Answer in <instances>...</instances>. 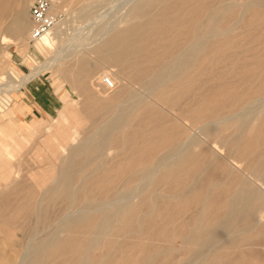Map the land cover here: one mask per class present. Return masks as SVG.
<instances>
[{
  "label": "bare ground",
  "instance_id": "obj_1",
  "mask_svg": "<svg viewBox=\"0 0 264 264\" xmlns=\"http://www.w3.org/2000/svg\"><path fill=\"white\" fill-rule=\"evenodd\" d=\"M14 1L0 0L2 45L7 44L11 32L24 36L30 28V24L22 18V13H15L10 22H5V19L7 24L3 23V19L10 15V7ZM158 2H165L158 12L164 17L166 24H160L152 18L148 22L134 25L130 23L122 29H116L113 25L105 27L95 36L101 42L97 50L104 52L105 60L120 66V72L127 80L122 89L120 87L118 92L115 91L108 98L98 91L99 95L95 94L92 88L98 76L95 77L86 68L87 64L83 63L85 61L75 62L79 64V68L74 76L68 78V73L65 75L72 82H76L78 76L81 78L90 75L89 85L86 83L83 86L87 94L81 98L80 106L87 112L84 119L92 120V128L86 130L82 138L77 137V142H71L68 125L59 124L55 131H50V137H58V145L61 144L63 149L55 144L48 147L51 156L43 158L38 167L27 175L31 182L24 179L23 175L18 176L20 169H15V165L19 164H15L13 159L6 160V156L13 158L15 153L4 150L6 143L0 138V172L4 173L5 181L14 179L10 186L0 192V223L8 226V236L19 229L28 233L27 241L19 242L20 244L15 238H10L7 242L5 240L9 250H0V264L12 259L11 262H15L17 257L20 261L18 259L15 264H48L51 261L52 264H264V236L261 238L264 233V131L261 129L264 125V49H261L260 57L251 60L250 57L255 54L253 52L249 57L251 61L247 63H240L235 58L239 63L236 65L244 69L245 75L240 77L239 73H234L235 76L229 82L235 87L239 84L246 86L242 93L236 89L229 91V87L227 92H223L229 94V100L232 98L238 104L240 102L238 110L235 108L234 112L219 114L214 110L212 96L211 100H200L198 107L210 105L213 110L200 113L198 109L201 108H196L194 114V109L190 110L192 115L189 118V130L192 128L193 131L185 136L188 128H181L179 125L180 115L175 117L171 114L173 117L167 119V113L156 108L158 101L168 107L172 106L171 100L174 99L169 96L177 88V82L173 84V80L181 79L183 72L188 77L189 70H186L191 65L197 63L199 72L207 73L211 64L233 60L235 53H223L222 56L216 53H222L236 45L237 35L232 34L238 22H245L241 27H250L254 20L264 23V0H218L217 4H213V0H145L138 6L133 5L131 11L138 12L139 8L146 9ZM250 11L252 14L248 15ZM143 13L146 11L138 14ZM228 13L234 23H222ZM59 21L60 19L49 32L33 43L36 49L42 52L54 45L56 37L52 36L51 30L58 27ZM182 25H185L183 30L179 28ZM167 33L171 34L170 40L161 42V36L165 34L166 37ZM185 35L191 36L192 40L184 44L180 37ZM241 35L247 43L255 35L262 36L264 40V34L257 35L255 32H244ZM253 46H257V43ZM246 52L249 56V51ZM66 55L50 58L44 65L38 66L37 70H32L24 81L19 80L13 86L22 87L42 69L55 65L60 69ZM246 58L248 57L242 61ZM197 66H194L196 70ZM74 69L77 68L74 66ZM0 75V79H12L17 73L10 69L6 74ZM218 75L216 73L210 77L216 78ZM113 78L115 89L118 90V79L116 76ZM254 82L257 86L253 87ZM133 85L143 88L145 94L135 88L133 90ZM206 87L207 85L203 88ZM215 89L207 91L209 93ZM221 96L225 97L224 94ZM8 103L7 100H4V104L0 103V120H5L10 115L7 111ZM68 106L75 110L72 103ZM146 111L150 114L141 117L140 121H158L151 129V132L157 134L149 141H139L137 130L133 129L130 130L131 136L124 137L126 126ZM11 120L12 118L8 122H12ZM232 121L239 124L234 129L235 136L230 138L227 137L230 134L225 133L233 128ZM135 123L132 125H137ZM202 135L206 138H202ZM110 144H129L130 151L124 158L114 159V162L105 167V160L98 157ZM197 146L199 149L195 148ZM94 162L96 165L91 168ZM115 178H120V181L122 178L123 185L112 192L111 197L101 198L102 200L85 197L86 192L92 194L109 188ZM161 185L162 189L159 191L158 186ZM57 200L63 203V216L54 221L53 228L41 234L40 225L48 223L47 212ZM173 234L185 251L172 253L175 247L171 246L170 236L174 237ZM258 234L260 239L252 242V237ZM250 238L251 242H246ZM24 244L25 250L20 253L21 250L18 249L21 248L18 247ZM95 246L99 253L92 255L90 250Z\"/></svg>",
  "mask_w": 264,
  "mask_h": 264
},
{
  "label": "rangeland",
  "instance_id": "obj_2",
  "mask_svg": "<svg viewBox=\"0 0 264 264\" xmlns=\"http://www.w3.org/2000/svg\"><path fill=\"white\" fill-rule=\"evenodd\" d=\"M26 1H28V2H26ZM144 1L145 0H103V1L102 0H82V1L81 0H53V7H54L53 9H54V11L56 13H58L60 15V21L61 22L59 21L60 24L58 25L57 28L53 29V31L51 30L52 36L56 37L54 45L53 46H48L47 50L46 51H42V52H41V50L36 49L34 47L33 43H31V41H29L30 40V33L29 32H31V28H32L30 7H31L32 3L34 2V0H32V1L31 0H18V1L15 0L12 3V5L10 7V15H9L10 19L8 18L9 16L5 17L3 19V23L7 24V23H5L6 21L10 22L12 17H13V15L15 13H22V18L23 19L25 18L24 21L27 22L28 24H30V28L28 29V32L26 33L27 35L25 34L24 36H19L16 32H11L10 35H8L9 39L7 40V44L6 45L0 44V65H1L0 66V74H2V73L6 74L7 72L10 71V69L14 70L17 73L16 77H12V79H9L8 77L0 79V103L4 104V100H7L9 102L8 103L9 104L8 105L9 108H8V110L7 109L6 110L10 113V115L5 120H0V138L1 139L3 138L5 140V143H6L5 144L6 146L3 147V149L6 150V151L8 149V150H11L12 152L15 153V156L13 158H10L9 156H6L7 157L6 160L9 161V160L13 159L15 164H19L18 166L15 165V169H20V171L18 172V176L19 177H22V175H23L24 179H26V180L31 182L29 176L27 177V175H29L32 171H34L38 167L39 162L43 158L51 156V152L49 151L48 147H50L53 144L58 145L59 140H58V137H56V138H55V136L54 137H50V134H51V132L56 130V128H57V126L59 124L70 126L69 129L71 130V133L69 135H70L71 142H77L78 141L77 137L80 136L79 138H82V135L84 136V132L86 130L92 128V120H88L87 121L86 119H84L85 116L87 115V112H85L84 108L81 107L82 106L81 98H83L84 95L87 94V91H85L83 86L86 83H87V86L89 85L90 75H88L89 78L87 77V75H84L81 78L78 76V80L76 82H72L71 80H69L68 78L70 76H74L76 74V71L79 68L78 67L79 64L75 63V62H77L78 60H80L82 62L85 61L83 63H84V65L87 64V65H85V66H87L86 68L90 72L92 71L91 73H94L95 77H97V76L100 77V80L98 79V77L96 78L97 80H95L94 87L92 88V90L94 91L95 94H98V95H99V93H100V95L104 94L103 96L108 98V97L114 95L116 92H118L120 90L119 89L120 87H121V89L124 87L123 85H125L127 80L123 76V74H121L120 66L105 60V58L103 57L104 56L103 55L104 52L97 50V47L100 45L101 42L99 40H96V37L98 36V34L101 31V29H103L105 27L112 26V25H113L112 27H114L116 29H122L124 27H128L130 23H131L130 25H134V24H137V23H141L143 21L144 22H148L152 18H154V21L157 20L156 22H159L160 24H162V23L166 24V21H164L165 20L164 17H162L159 14V12H158L159 9L164 5L165 2H162V3L158 2V3L154 4V6L152 5V6L148 7V8H146V9H145V7L139 8L138 12L137 11H133V10L131 11V7L133 5H137L138 6L141 3H143ZM241 1H245V0H241ZM214 3L217 4L218 0H213V4ZM12 7L14 9L17 8V10H14ZM11 8H12L13 12H12ZM24 10H26V11H24ZM143 11H146V13L138 14L139 12H143ZM130 13H135V14H130ZM251 14H252V12L250 11L248 13V15H251ZM135 15H137V16H135ZM227 15L229 16V13ZM227 15H225V17L222 19V21H223V22L221 21L222 23L233 21L231 16L226 18ZM134 18H135V20H134ZM5 19H7V20H5ZM158 19H162V20H158ZM4 20H5V22H4ZM129 20L131 22H129ZM257 21L254 20L251 23L252 25H254L256 23L253 27H252L251 24H250L251 26L249 25L250 27H248V26L247 27H243V26L241 27V25H243L245 22L244 21L243 22L242 21L238 22L236 24L237 27L235 28V30H234V32L232 34V35H235V33H236V35H237V43L238 44L236 43V45L229 47L225 51H222V53L221 52L220 53L219 52L216 53V55L220 54L221 56L223 55V53H225L224 55L235 53V57H234L233 60L228 61V62H225V61L224 62H219L220 65L218 63H213V64L210 65V67L208 69L210 71H207V73L206 72L205 73H200L199 72V68L197 66L198 65L197 63H195V65L194 64L191 65V67H189L186 70V72L189 70V72H187L188 77L183 72V75H182L183 77H181V79L173 80L174 82L172 81L173 84L176 83V82L178 83V84L176 83V85H175V86H177V88L179 86V88L178 89L176 88L172 92L171 96H169L172 99H174V101H175L174 102L173 100H171L172 101V103H171L172 104V106H171L172 108L170 106H169L170 107L169 108L166 104H164L161 101L160 102L158 101L156 103V105H157L156 108H158V110H162V112L164 110L165 112H163V113L164 114L167 113L166 114V116H167L166 118L167 119L173 117V115L171 116V114H174L175 117H179V115H180V120L181 121L178 120V123H180V122L181 123L179 125L181 126V128H186V127L188 128V129L186 128L187 129V131H186L187 133L184 134L185 136L188 135V132H189V134L190 133L192 134V131H193L192 128H191V131L189 130L190 129L189 126L191 125V124L189 125V122H190L189 118L191 117L192 114L195 113L196 108H201V107H198V105H197L200 100H203V99L211 100V96H212V98L214 100V103H213L214 104V110L216 112L218 111L219 114H221V112H223V113H231V111L234 112L235 108H237L236 110H238L240 108L239 107L240 102L238 104V102H236L235 99H232V98H230V100H229L228 99V95L229 94H227L226 92L228 91L227 89L229 87V91L230 90L233 91V89H236V90H239V92L242 93L244 91L243 89L246 86V85H242L241 86L239 84V85H237L235 87L234 85H232L229 82L230 79L232 77H234L235 75H237L238 73H239L238 76H240V77H243V75H245L244 69H242L238 65H236L238 63V61L240 63H247V62H250L251 60H254L255 58L257 59L258 57L261 56V51L264 49V40L262 39V36H258L257 37L255 35L257 38L254 36L252 41L247 43V40H245L242 37V35H241L244 32L245 33H247V32H255L257 35H263L264 31L262 33H261V31L264 30V28H263L264 23L259 21V20H257ZM234 22L235 21H233L232 23H234ZM118 26H119V28H117ZM179 28L181 30H183L185 28V25L184 26L182 25ZM244 29H246L247 31L244 30ZM237 32H239L240 35ZM170 37H171L170 33H167L166 37H165V34H163L161 36V38H162L161 42H164V43L167 42L168 40H170ZM254 38L256 39V41H254ZM21 39L23 40V42H22ZM191 40H192L191 36L190 37L189 36L186 37V35H185V36H181L180 37V41L182 43L184 42V44L185 43H189ZM259 40H261V41H259ZM239 42H241V44ZM256 43H257V46H253L252 47V45H256ZM244 44H246V45H244ZM183 45H181L182 48H183ZM66 46L68 47L67 50L69 52L66 50V48H67ZM152 46H155V44H153ZM60 49H61V52H64L63 53L64 55L67 54L66 55L67 57L66 56L64 57V61H63L62 66L60 67V69H58V65L57 66L55 65V66H53L51 68L42 69V71H40L34 78H32V79H35V78L39 77V78L43 79V85H44L45 90H47L49 92H52L53 94L57 95L60 98V104L58 105V109L54 113H51V115L42 114V115H38V116H34V117L27 116L26 114L22 113V111H20L21 108L19 109V107L16 105V103L18 102V100H17L18 96H19L18 93H21L19 91V89L21 87L20 88H15L13 86V83H15V82L18 83L19 80H20V82L24 81L26 79V77H28L32 72L35 71V69L37 70L38 66L41 67L48 60H50V58H52L54 56H61V55L64 56L61 52H59ZM62 50H64V51H62ZM95 50H96V52H95ZM229 50H232V52H230ZM241 50H243V51H241ZM246 51H249V53H250L249 56H248ZM257 51H259V53ZM70 52L73 55L70 54ZM253 52L255 54H253ZM79 54H83V56L81 55L82 58H80L81 56ZM86 54H88V55H86ZM252 54H253V56H252ZM259 54H260V56H259ZM238 55H239V57H238ZM250 56H252V57H250ZM83 57H84V59H83ZM88 57L90 59H88ZM99 57H100V59H99ZM101 57H102V59H101ZM245 57H248V58H246V60L244 59V61H242V59L245 58ZM249 57H250L251 60H249ZM235 58H237L238 61ZM66 59H67V61H66ZM97 60H99V61H97ZM100 60H104L103 62H105V64L102 61H100ZM88 61H89V63H88ZM93 63H96V64L93 65ZM88 64H91V65L88 66ZM217 65H219V66H217ZM74 66L77 69H74ZM194 66L195 67L197 66V70L198 71L195 69ZM234 66L236 67V70H235ZM72 68H73V71L71 70ZM216 68L218 70H215ZM240 69H242L243 71L240 72ZM96 70H97V72H96ZM212 70H214L215 72L212 71ZM210 72H212V74ZM259 72L261 73L262 71H259ZM111 73H113L114 75L111 74ZM195 73L198 74V75L195 76L196 75ZM216 73H217V75L219 74L218 77L211 78ZM234 73H235V75H234ZM66 74H67L68 78L65 76ZM106 74L111 76L112 78H113V76L114 77L116 76V78L118 79L117 85H119L118 86V90L113 89L111 91H106L104 89L103 85L100 86V84H102L101 77L103 75H106ZM209 74H211L210 75L211 77L209 76ZM222 76H223V78H222ZM193 77H195V78H193ZM207 77H210V78L205 81L204 79H206ZM191 79H193V80L196 79V81L195 82L193 80L191 81ZM113 80H114V78H113ZM78 81H80V82H78ZM82 81H84V82H82ZM202 81H205V83L203 82V84H202ZM216 81H218V82H216ZM227 81H228V83H227ZM221 82H223V83H221ZM71 83H72V85H70ZM186 83H188V84H186ZM216 83H221V84H216ZM257 83H258V81L256 80V84ZM181 84H182V86H181ZM211 84H213V85H211ZM256 84L254 82V84H252L253 87H254V85L257 86ZM206 85H207V87L203 88ZM209 85H210V87L212 86L211 88H216L217 89V90L216 89L215 90H211L210 92H212V94H210V92L208 93V91H207V89H211L209 87ZM221 85H223V86H221ZM227 85H229V86H227ZM137 87H138L137 85H133L132 89L133 90L136 89L137 91L139 90L140 93H142V94L145 92V90L143 88H140V87L137 88ZM219 87H222V88L224 87V88L221 89ZM115 88H116V84H115ZM240 88H242V90ZM182 89H184V90H182ZM178 90H179V93H178ZM193 90H194V92H192ZM223 90H225V91L227 90V91L226 92L224 91L225 92L224 93ZM81 91H83V92H81ZM217 91L218 92H222V93L218 94ZM182 92H184V93H182ZM180 93H182V94H180ZM187 93H189V94H187ZM194 93L196 94L195 96H194ZM221 94L222 95L224 94L225 97L223 98V96H221ZM208 95H209V97H208ZM218 95H220L221 98H219ZM172 96H174V97H172ZM178 96H180L179 98H181V99L186 97L189 100L188 99H182V100L178 99ZM202 96L204 98H200ZM213 96H215V97L218 96V97H216V99H214L215 97H213ZM218 98H219L220 101L217 100ZM73 99L75 101L76 100L77 101L75 102ZM147 99H149V98L147 97ZM221 99H223L222 100L223 102L221 101ZM221 102H222V104L220 105ZM71 103L73 104V107L75 108V110H71L69 108L68 105H71ZM191 103H192V105H191ZM213 104H212V106H213ZM225 104H226V106H225ZM188 105L189 106L191 105V107H189ZM175 106H177V107H175ZM219 106H220V108H219ZM187 107H188V109H186ZM226 107H227V109H226ZM203 108L198 109V111L200 110L201 111L200 113H202V112L205 113L207 111L213 110L210 105H209V107H203ZM193 109H194V111H193ZM190 110H192L193 112L190 111ZM146 112H142L136 119L132 120L126 126V129L123 131V136L124 137L127 138L128 136H131L130 130L132 131L133 129L137 130V135L139 136L138 137L139 141H149V140L152 139V137H154L157 134V133L151 132V129H152L153 126H155L156 124L159 123L158 121H147L148 123L140 121L141 117H146L147 115L150 114L148 111H146ZM191 112H192V114H191ZM183 114H185V115L189 114V115L185 117ZM181 116H183V117L181 118ZM10 118H12V120H11L12 122H8V120H10ZM79 118H81V119H79ZM183 120H184V122H182ZM135 122H137V125H132ZM187 122H188V124H187ZM232 123H233V125H232L233 128H231L229 130L230 132L228 131V132L225 133L226 135L230 134L229 136L227 135V137H230V138L235 136L236 131L234 129H236L238 127V124H239L238 122H233V121H232ZM148 125H150V126H148ZM87 126H89V127H87ZM137 127H139V128H137ZM141 127H142V129H141ZM143 127H144V129H143ZM186 129H183V130H186ZM261 129L264 131V125L262 126ZM144 133H145L146 136L145 135L141 136V134H144ZM148 135H151V136H148ZM140 136L143 137V138H141ZM203 136L204 135H202V138H206V137H203ZM144 137H146V139ZM47 144H49V145H47ZM112 145H114L115 148ZM58 146H60L61 150L63 149V146L61 144H59ZM109 146L107 148H105L103 150V152L100 153V155L98 157L99 159L103 158L105 160V162H106L105 163L106 164L105 167L106 166L108 167L115 160L124 158L126 155L129 154V151H130V148H129L130 145L129 144H124V145L110 144ZM195 148L199 149L198 146L195 147ZM121 150H123V151L121 152ZM103 153H105V154H103ZM95 165H96V163L94 162L91 165V168H93V166H95ZM3 177H4V173L0 172V192L5 187L10 186L13 183L12 181H14L13 178H12V180L5 181V179ZM119 179L115 178V180L111 184V186L109 188L104 189L105 191L103 189H100V190H97L98 192L97 191L93 192L94 193V194L92 193L93 195L91 193L89 194V192H86L87 195L84 193V195H85L86 198L91 197V198L96 199V200H102L101 198H103V199L109 198V197H111L110 194L112 195V192L114 193V191H116L117 189L122 187L123 179L121 178V181ZM117 181H119V182H117ZM115 184H116V186H115ZM113 186H115L116 188L113 187ZM161 189H162V185L158 186V190L161 191ZM107 195H108V197H107ZM63 209H64L63 208V203H62L61 200H57L56 202H54V204H52V208H50L49 211L47 212V215L49 217L48 223L44 224V225L43 224L40 225L39 232L41 234H44L45 232H47L48 230H50L51 228L54 227V221L57 220L58 218H60L61 216H63ZM190 211H191V209H190ZM2 223L3 222L0 223V243H2L3 241H4V243H2V245H3L2 247L0 245V250L1 249H3L4 251L9 250V247H7V245L5 243V240L7 242L8 239H10V238L18 239V241H17L18 243L19 242H23V241L24 242L27 241L28 233H27L26 230L19 229L16 232H14L11 236H8V234H7L8 226L6 224H4V223L2 224ZM171 236H170V238H171L170 239V243H172L171 246L175 247V249L172 251V253H178V252L185 251L186 250L185 248L180 247L179 239L176 237V235H174V237L173 236L171 237ZM263 236H264V233L261 235V238ZM259 239H260L259 234L255 235L254 237H252V242H256ZM263 240H264V237H263ZM246 242H251V238L248 239ZM16 248H17V246L15 247V249ZM18 248H21V249H18V250H21L20 251V253H21L22 250H25V244L24 245H20ZM3 250H1V251H3ZM18 250H17V252H18ZM90 253L92 255H97L99 253L98 247H96V246L93 247L92 250H90ZM18 259L20 261L19 257H17V261H18ZM11 261H13V259L10 260L9 262L5 261L4 264H15L17 262V261H15V262H11ZM52 263H53V261L49 262L48 264H52ZM246 263L247 262H245V264Z\"/></svg>",
  "mask_w": 264,
  "mask_h": 264
},
{
  "label": "crops",
  "instance_id": "obj_3",
  "mask_svg": "<svg viewBox=\"0 0 264 264\" xmlns=\"http://www.w3.org/2000/svg\"><path fill=\"white\" fill-rule=\"evenodd\" d=\"M19 91L21 93H18L16 105L19 109L21 108L22 113L30 117L42 114L51 115L60 104V98L45 90L43 79L39 77L29 80Z\"/></svg>",
  "mask_w": 264,
  "mask_h": 264
},
{
  "label": "built area",
  "instance_id": "obj_4",
  "mask_svg": "<svg viewBox=\"0 0 264 264\" xmlns=\"http://www.w3.org/2000/svg\"><path fill=\"white\" fill-rule=\"evenodd\" d=\"M53 0H34L30 7V15L32 20V28L30 32V41L35 43L41 37L50 31L58 20L60 15L53 10ZM105 90L111 91L115 89V83L111 76L103 75L101 79Z\"/></svg>",
  "mask_w": 264,
  "mask_h": 264
}]
</instances>
